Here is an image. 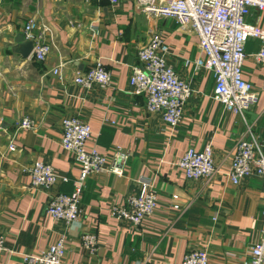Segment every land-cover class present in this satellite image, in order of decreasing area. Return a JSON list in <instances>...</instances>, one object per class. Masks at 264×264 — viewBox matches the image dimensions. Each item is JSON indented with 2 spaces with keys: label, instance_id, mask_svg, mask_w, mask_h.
Masks as SVG:
<instances>
[{
  "label": "crops",
  "instance_id": "0c3cea01",
  "mask_svg": "<svg viewBox=\"0 0 264 264\" xmlns=\"http://www.w3.org/2000/svg\"><path fill=\"white\" fill-rule=\"evenodd\" d=\"M30 17L52 33L51 51L41 62L31 52L22 56L16 45ZM245 20L264 28V10L251 8ZM151 32L161 34L168 64L191 89L176 130L159 114L147 112L145 95L133 94L129 85L137 51ZM259 47L260 40H246L242 67L243 78L259 92L258 101L237 114L213 97L212 73L194 68L193 60L203 57L196 34L171 18L146 16L134 0L117 5L107 0H0V233L9 248L0 253V264H37L23 256L38 254L59 236L66 246L62 264H181L187 251L201 247L208 251V264H246L248 248L263 227L262 187L254 176L234 185L228 170L235 141L249 138L247 132L264 153V66L251 55ZM97 61L110 72V84L75 83L76 72ZM70 115L88 123V147L107 157L121 148L129 157L124 175L110 172L107 163L85 180L80 215L68 225L54 220L46 205L51 193L71 192L79 173L60 143L61 119ZM25 117L33 127H18ZM206 144L215 153L216 171L209 179H188L173 166L187 148ZM35 161L51 164L67 182L58 180L50 190L32 186L28 168ZM139 178L151 180L157 202L152 215L131 228L111 216L109 208L138 192ZM84 231L98 237L94 254L81 246Z\"/></svg>",
  "mask_w": 264,
  "mask_h": 264
},
{
  "label": "built area",
  "instance_id": "2783aa9c",
  "mask_svg": "<svg viewBox=\"0 0 264 264\" xmlns=\"http://www.w3.org/2000/svg\"><path fill=\"white\" fill-rule=\"evenodd\" d=\"M121 0H107L117 5ZM137 9L148 17H165L175 20L198 37V47L203 57L193 60L197 70L212 73L213 97L222 104L224 110L242 114L256 106L259 92L243 78L244 51L248 38L260 40V47L251 55L254 61L264 66V28L246 22L251 8L264 10V0H134ZM24 36L32 40L31 55L36 61H44L51 51L52 33L50 28L34 17L28 18L23 27ZM168 46L159 32H151L149 39L137 51V63L131 67L129 85L133 94L145 95V110L157 113L172 130L182 121L183 109L191 89L167 62ZM53 73L58 74L59 67ZM75 83L90 87L110 84L111 74L100 62H95L85 72H76ZM19 128L33 127V121L21 119ZM60 143L69 152L79 167L69 193L53 192L49 195L46 212L54 220L66 224L76 221L80 215V199L85 180L97 175L109 163L110 172L124 175L128 152L115 148L109 157L95 147H88L90 127L76 115L61 119ZM249 138H237L230 152L228 170L229 181L238 185L250 177H257L262 187V207L260 211L263 227L258 240L247 251L246 264H264V153L257 139L250 133ZM9 150H14L9 143ZM214 149L211 144L201 149L187 148L173 166L191 180L209 179L216 171ZM28 173L34 187L50 190L60 180L67 182L66 176H59L53 166L44 161H35ZM139 191L125 197L123 202L111 204L109 213L115 219L131 228H138L142 221L152 215L156 206V192L151 180L139 178ZM176 195H172L176 199ZM176 207V206H175ZM0 233V253L8 252ZM82 248L94 254L98 247L96 233L84 231L80 235ZM66 254L65 239L59 236L38 254H26L23 261L37 264H62ZM206 248H192L184 255L181 264H208Z\"/></svg>",
  "mask_w": 264,
  "mask_h": 264
},
{
  "label": "water",
  "instance_id": "95a60500",
  "mask_svg": "<svg viewBox=\"0 0 264 264\" xmlns=\"http://www.w3.org/2000/svg\"><path fill=\"white\" fill-rule=\"evenodd\" d=\"M17 47L22 56L27 57L33 47V42L30 39L24 37L23 34H17L16 36Z\"/></svg>",
  "mask_w": 264,
  "mask_h": 264
}]
</instances>
